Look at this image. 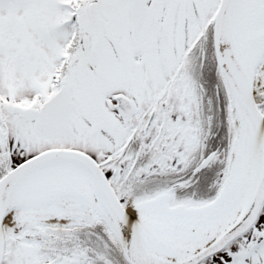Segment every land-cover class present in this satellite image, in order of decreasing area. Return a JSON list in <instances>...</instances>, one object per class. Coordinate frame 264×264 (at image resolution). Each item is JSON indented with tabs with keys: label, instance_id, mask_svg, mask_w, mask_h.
Returning a JSON list of instances; mask_svg holds the SVG:
<instances>
[{
	"label": "snow or ice",
	"instance_id": "obj_1",
	"mask_svg": "<svg viewBox=\"0 0 264 264\" xmlns=\"http://www.w3.org/2000/svg\"><path fill=\"white\" fill-rule=\"evenodd\" d=\"M0 264H264V0H0Z\"/></svg>",
	"mask_w": 264,
	"mask_h": 264
}]
</instances>
